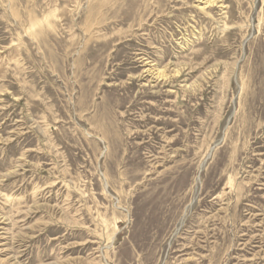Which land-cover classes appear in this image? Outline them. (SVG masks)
<instances>
[{
  "label": "rangeland",
  "instance_id": "374dc122",
  "mask_svg": "<svg viewBox=\"0 0 264 264\" xmlns=\"http://www.w3.org/2000/svg\"><path fill=\"white\" fill-rule=\"evenodd\" d=\"M0 264H264V0H0Z\"/></svg>",
  "mask_w": 264,
  "mask_h": 264
},
{
  "label": "bare ground",
  "instance_id": "6f19581e",
  "mask_svg": "<svg viewBox=\"0 0 264 264\" xmlns=\"http://www.w3.org/2000/svg\"><path fill=\"white\" fill-rule=\"evenodd\" d=\"M214 0H206V4H212ZM34 23V22H33ZM187 74V73H186ZM235 157V156H234ZM241 167V166H240ZM235 177V176H234ZM241 178V177H240ZM235 188V187H234ZM223 197V196H222ZM235 197V196H234ZM25 214V213H24ZM261 245V244H260Z\"/></svg>",
  "mask_w": 264,
  "mask_h": 264
}]
</instances>
